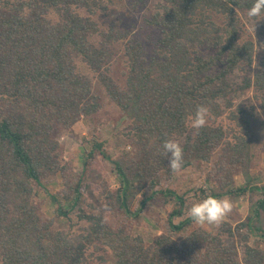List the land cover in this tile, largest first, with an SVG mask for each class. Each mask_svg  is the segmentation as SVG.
Returning a JSON list of instances; mask_svg holds the SVG:
<instances>
[{
    "label": "trees",
    "instance_id": "1",
    "mask_svg": "<svg viewBox=\"0 0 264 264\" xmlns=\"http://www.w3.org/2000/svg\"><path fill=\"white\" fill-rule=\"evenodd\" d=\"M254 2L161 0L146 21L161 29L155 51L148 57L140 40L128 39L124 50L128 72L122 88L103 68L111 59V44L129 33L100 32L91 16L78 12L83 9L92 15L99 0H0L1 264H87L91 247L109 249L111 264H264V253L248 245L244 258H239L231 226L223 224L215 232L193 228L190 216L179 220L186 215V197L169 188L159 191V187L154 193L173 205L165 231L149 244L105 217L111 211L124 220L137 219L140 211L132 205L140 191L187 172L196 161H210L228 133L223 126L208 123L233 108L234 99L244 91L254 89L259 93V110L252 105L231 115L238 130L222 149L219 168L223 190L236 170L243 173L245 186L211 196H240L250 189L260 193L254 215L235 231L246 229V242L253 233L264 238V186H251L248 175L252 149L264 142V57L252 77L244 76L240 83L231 79L237 71L248 73L254 63L253 42L242 39L238 16ZM52 14H58L59 20H53ZM213 15L220 16L221 23ZM98 33L103 37L97 46L90 38ZM205 46L215 54L204 56ZM77 58L97 73L107 96L129 118L138 149L124 162L115 159L99 139L93 140L77 181L66 182L63 204L44 188L45 177L61 171L55 132L92 117L102 107L91 82L76 71ZM199 105L209 110L207 122L192 136L188 117ZM185 135L183 166L173 172L163 143ZM98 157L116 171L120 188L86 211L80 206L85 178ZM40 190L54 201L58 217L70 221L77 209L79 222L85 223L83 233L55 229L54 221L46 219L34 201Z\"/></svg>",
    "mask_w": 264,
    "mask_h": 264
},
{
    "label": "rangeland",
    "instance_id": "2",
    "mask_svg": "<svg viewBox=\"0 0 264 264\" xmlns=\"http://www.w3.org/2000/svg\"><path fill=\"white\" fill-rule=\"evenodd\" d=\"M99 0L98 5L93 8L94 13L80 9L78 12L82 16H91L98 24L100 32H107L113 29L115 32H128L126 39L111 44L109 52L112 54L111 59L105 64L103 70L107 69V74L120 87H125L126 75L128 72L127 60L125 57V45L129 38L140 40L144 46L147 56H152L156 48V43L161 36V29L150 26L146 21L151 19L156 6L161 0ZM248 11L239 12L242 24V39L252 41L254 49V63L248 73L237 71L231 79L236 83H240L244 76L255 74L259 69L261 59L264 57V12L257 17H249ZM53 20H59L58 14H52ZM221 17L213 15V19L221 23ZM103 36L100 33L90 38V41L99 45ZM206 46L201 48V53L209 57L215 54ZM76 71L82 74L91 82L92 90L101 100V110L89 118H82L78 123L70 128L59 127L55 132L59 147L56 157L59 162L60 170L55 175L46 176L44 179V188L49 193L55 195L59 201L66 204L63 197L66 189V182L75 183L79 173L83 169V161L86 154L91 149L93 140L99 139L105 144V148L110 154L119 160L128 161L135 157L138 144L131 132V121L107 96L104 87L99 83L97 73L90 70L88 65L81 59L74 61ZM219 67L213 69L216 73ZM259 93L254 89L244 91L240 96L234 99L233 108L225 109L221 118L214 125H221L227 131L228 135L223 145L217 148L211 156L210 161H196L187 172L177 173L172 179H164L160 186L150 185L140 191L132 205L133 210L140 211L137 219L124 220L119 213L106 212V220L111 223H120L134 236L144 239L149 244L154 237L165 231L168 214L173 204H168L167 200L156 191L162 189H172L186 197V215L179 219L188 217V210L193 203L202 201L212 193L228 192L232 189L245 186L244 175L241 171H232L228 177V186L223 190L221 185L224 183L220 174V160L222 159V149L228 140H232L236 136L237 126L231 119V115L236 113L239 108H249L252 105L259 106ZM259 110V109H258ZM239 112V111H238ZM259 113V111H258ZM260 115V113H259ZM189 133L194 136L195 130L189 126ZM186 135L181 138H174L179 141L180 145L185 141ZM162 172L160 173V175ZM249 177L251 186H264V142L252 149L251 162L249 168ZM86 190L81 197L80 206L88 211L94 201L103 202L108 193H114L120 188V179L116 171L102 161L96 158L90 165L85 178ZM68 191V189H67ZM73 192L71 191L70 194ZM230 198L233 209L219 225H204L194 223L193 228L200 227L205 230L217 232L223 224L231 226L235 233L234 240L238 247L239 258L243 259L245 254V245L254 249H258L264 253V238L259 234L253 233L246 242L243 236L247 233L246 229H241L240 234H236L235 229L243 222H247V218L254 215L256 202L261 198V194L256 190H251L240 195H226ZM223 196L222 198H224ZM220 198V199H222ZM149 199V200H145ZM34 201L39 206V210L46 219L54 221L55 229H62L71 234L83 233L85 227L84 222H79V217L75 212L69 217H58L55 213L57 206L51 200L48 193L40 190L35 196ZM264 228V214L262 215ZM226 237V236H224ZM87 264H111L112 253L106 247L100 250L91 247L87 249ZM1 264V262H0Z\"/></svg>",
    "mask_w": 264,
    "mask_h": 264
},
{
    "label": "clouds",
    "instance_id": "3",
    "mask_svg": "<svg viewBox=\"0 0 264 264\" xmlns=\"http://www.w3.org/2000/svg\"><path fill=\"white\" fill-rule=\"evenodd\" d=\"M264 12V0H255L253 6L248 10L249 17L260 16ZM209 110L204 105L197 106L194 115L189 116L191 127L194 130H199L205 126L207 122ZM163 148L168 157V167L173 172H179L183 166V149L179 141L168 139L163 143ZM233 204L229 197L225 196L218 199L212 196H207L202 201L195 202L188 210V215L196 224L204 225H219L226 216L231 213Z\"/></svg>",
    "mask_w": 264,
    "mask_h": 264
}]
</instances>
